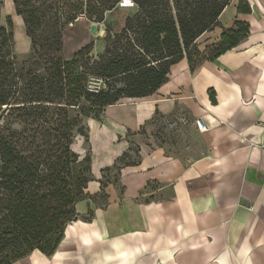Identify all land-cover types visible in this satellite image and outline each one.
Here are the masks:
<instances>
[{"label": "crops", "instance_id": "crops-1", "mask_svg": "<svg viewBox=\"0 0 264 264\" xmlns=\"http://www.w3.org/2000/svg\"><path fill=\"white\" fill-rule=\"evenodd\" d=\"M238 2L230 0L219 25L196 41L203 50L241 22L248 35L235 48L193 72L183 59L151 96L90 119L86 193L100 192L101 170L132 146L138 164L107 185L104 209L76 204L79 216L90 209L93 218L70 223L52 256L35 251L14 264H264V149L250 145L264 140V0H244L247 13ZM180 111L207 129L193 125L203 148L187 162L154 146L149 126L156 113Z\"/></svg>", "mask_w": 264, "mask_h": 264}, {"label": "trees", "instance_id": "trees-1", "mask_svg": "<svg viewBox=\"0 0 264 264\" xmlns=\"http://www.w3.org/2000/svg\"><path fill=\"white\" fill-rule=\"evenodd\" d=\"M122 1L12 0L30 45L20 62L0 1V264L35 251L52 256L70 223L93 218L90 209L79 216L77 203L107 206L110 182L86 193L91 157L72 148L77 136L87 138L86 120H99L121 100L151 96L181 60L193 72L248 35V26L235 22L218 42L198 49L197 39L219 25L230 0H128L134 9L111 25L107 14ZM238 1V12H249ZM79 18L104 26L102 49L95 53L90 42L65 58L63 29ZM138 162L132 146L101 170L102 178L114 171L118 184L121 169Z\"/></svg>", "mask_w": 264, "mask_h": 264}, {"label": "rangeland", "instance_id": "rangeland-1", "mask_svg": "<svg viewBox=\"0 0 264 264\" xmlns=\"http://www.w3.org/2000/svg\"><path fill=\"white\" fill-rule=\"evenodd\" d=\"M0 1L2 2V23L5 24L7 20L10 21L14 41L13 50L17 60L19 62L23 61L29 52V48L27 47V42H29V40L25 36L23 23L17 18L14 7H11L8 2L9 0ZM133 9L134 7L132 4L124 0L118 4L113 13L107 14V22L113 25V23H117L124 15L131 12ZM90 24V22L79 18L74 24H69L64 27L63 56H65V58H70L78 49L90 42H94L95 44V53H98L102 49L100 39L104 36V26L100 24L98 35L93 36L90 32ZM117 25L119 24L117 23ZM92 124V120H86L85 127L87 130V138L77 136L72 146L73 150L81 157L90 153L88 133L89 126ZM193 125L194 122L187 118L184 111L167 117L156 116L149 123V126L152 127V143L157 148L162 149L167 157L180 159L183 162L190 161V159L197 157L203 148L200 135L198 131H195ZM114 176V171L107 173L103 175L101 182H110V184L117 185L114 183ZM145 199H147V197ZM97 202L99 203V201ZM92 204L94 205L93 202Z\"/></svg>", "mask_w": 264, "mask_h": 264}, {"label": "built area", "instance_id": "built-area-1", "mask_svg": "<svg viewBox=\"0 0 264 264\" xmlns=\"http://www.w3.org/2000/svg\"><path fill=\"white\" fill-rule=\"evenodd\" d=\"M194 125L196 126L197 130L200 133L205 132L207 130L206 127L199 120L194 121ZM250 145L251 146H256V147L259 146L260 148L264 149V140L261 141V142H258V141H256V142L252 141L251 142L250 141Z\"/></svg>", "mask_w": 264, "mask_h": 264}, {"label": "water", "instance_id": "water-1", "mask_svg": "<svg viewBox=\"0 0 264 264\" xmlns=\"http://www.w3.org/2000/svg\"><path fill=\"white\" fill-rule=\"evenodd\" d=\"M99 25L100 24H96V23H91L90 24V32H91V34L93 36H97L98 35V33H99Z\"/></svg>", "mask_w": 264, "mask_h": 264}]
</instances>
